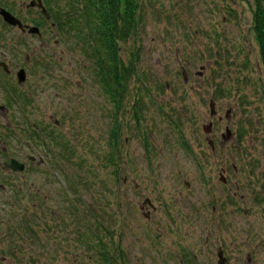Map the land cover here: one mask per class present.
Instances as JSON below:
<instances>
[{
  "label": "rangeland",
  "instance_id": "1",
  "mask_svg": "<svg viewBox=\"0 0 264 264\" xmlns=\"http://www.w3.org/2000/svg\"><path fill=\"white\" fill-rule=\"evenodd\" d=\"M30 1L0 0L24 23L43 24L41 38L7 28L5 53L13 64L28 67L23 83L32 99L22 103L28 115L22 124L24 158L18 157L26 172L15 180L0 179V209L9 205L0 212V264H18L8 254L7 233L23 224L24 213L34 217L36 239L45 249L25 242L35 250H24L23 264H101L83 239L84 227L93 226L89 207L123 250V264H180L182 252L201 254L202 264H216V240L232 239L245 227V216L257 219L264 239V219L258 216L264 214V201L256 203L253 193L264 197V64L253 32L254 0H141L138 41L123 44L122 56L140 51L136 71L152 93L137 95L139 134L129 114L133 101L123 108L116 143L110 141L112 110L91 72L89 48L73 32L60 34L42 17L39 21L36 9H26ZM132 79L131 87H137ZM210 102L217 115H211ZM16 111L12 121L18 120ZM211 122L213 132L203 131ZM27 123L48 124L60 144L51 147L26 133ZM227 130L231 137L225 142L221 135ZM142 133L148 134L151 151L144 150ZM28 156L44 163L37 166ZM224 164L234 205L228 187L219 183ZM73 176L86 188L70 190ZM202 176L210 177L214 187ZM145 199L155 211L141 208ZM187 211L189 220L182 215ZM220 218H231L234 229L218 232L212 219ZM256 258L264 264V253Z\"/></svg>",
  "mask_w": 264,
  "mask_h": 264
},
{
  "label": "flooded vegetation",
  "instance_id": "2",
  "mask_svg": "<svg viewBox=\"0 0 264 264\" xmlns=\"http://www.w3.org/2000/svg\"><path fill=\"white\" fill-rule=\"evenodd\" d=\"M32 1L36 0H31L29 4ZM43 6L46 9V15L42 13V10L37 6H30L29 4L26 6V9H36L38 11L39 15V21L41 20V17L43 18L44 22H50V28L54 29L56 32V25L52 21L51 15L49 14L47 10V6L44 0H40ZM0 8L5 9L7 12H9L12 16H14L16 19H18L21 24L22 28H19L18 26H12L6 23L2 16L0 15V100H6L7 102H4L0 104V179H10L15 180L19 176H23L26 172V164L24 161H21L20 158H24V143H25V117L27 114L26 108L22 104L23 102L29 103L31 101V96L25 94V83L27 81V76H28V67L26 64H13L11 60L8 59L5 50L9 48V39H8V29H16L20 32V35L22 36H37L40 37L38 34H32L29 33L28 27H37L39 31L43 29V24L37 21H31L30 24L24 23L22 19L19 17L15 16L12 12H10V9L7 7L3 6L0 4ZM59 33V32H58ZM54 45H58V41H54ZM41 47L42 44H39ZM27 61V58H26ZM20 71H24L25 73V83L24 81H20L18 74ZM146 79L143 77H136L135 81L137 82V87L129 86V94L126 95L125 99L123 100L122 105L118 106L116 101L118 98H112L111 94L109 93V90H107V87L105 86L104 82H101L100 85L102 86V93L104 96V100L106 101V104L110 107L112 110L110 112V116L112 119V129L111 133L119 131L120 128V123H119V118L123 111V108L127 105L129 100L131 99L133 103L131 104V110H129V114L131 111V117L134 120V133L139 134L141 132L139 125L137 124L136 121L137 116L140 115L142 116V108L138 107V97L137 95H141V93H145L146 95H149L152 93L151 87L146 83ZM133 82V79L131 80ZM17 82V83H16ZM132 90L134 91V94L132 93ZM117 97H119V94H116ZM120 107L119 111L116 112V108ZM17 109L18 113V120L17 121H12V114L14 113V109ZM13 112V113H12ZM117 113V114H116ZM217 115V111L216 114ZM228 116V114H227ZM219 121L221 120V117H218ZM127 122V121H126ZM58 122L55 121L54 124L57 126ZM139 123V122H138ZM212 124L210 128V133H212L213 129V124L214 123H209ZM42 125L34 124V127L38 129L39 134L35 135L36 138L41 139V137L44 138V141L50 143V139L53 138L54 133L53 128L49 127V125H45L44 127H40ZM53 135V136H52ZM212 135V134H211ZM59 135L55 136L58 137ZM224 135H221L222 139ZM242 136V134L238 135V138ZM142 143H143V148L146 151H151V147H149L150 144V139L148 134L144 136V133H142ZM231 137V135H230ZM229 137V138H230ZM228 138V139H229ZM227 139V140H228ZM227 140H223L225 142H228ZM213 150L215 149V144L212 140H209ZM51 144V143H50ZM17 145V146H16ZM181 145L186 148L190 149L189 146L185 143L182 142ZM18 147V148H15ZM53 147V146H52ZM15 149L17 150V154H15ZM19 150V151H18ZM56 154V153H55ZM19 155V157H18ZM21 155V156H20ZM56 157L58 158L57 154ZM33 158V159H30ZM16 160L22 164H24V171L21 172H16L8 167L9 163L11 160ZM226 159V158H224ZM28 160L31 163H35L37 166H41L44 162L42 158L36 159L32 156H28ZM41 160V163L38 164V162ZM193 160L196 162V164H199L198 161V155L193 154ZM227 164H224V167L221 168L219 171V183L224 187L227 188L229 186L228 184V177H227ZM234 169H236L235 166H233ZM117 170H119V166L117 167ZM237 170V169H236ZM253 175V173H252ZM253 177V176H251ZM202 180L214 187L213 180H211L210 177H205L202 176ZM125 181V179H124ZM188 186L189 184L186 183ZM211 186L208 188L210 189ZM135 190H138L139 186L135 184ZM226 195L228 198V201L230 202L229 204H235V194H230L231 187L226 189ZM262 192H264L262 190ZM256 196L255 198L257 199L256 203L259 205H262V202L264 201V197L259 195H262L258 192H253ZM8 204L3 205L5 209L8 211ZM239 206H237L236 209H238ZM88 213L89 216H92L94 218L93 220V226L86 225L84 227V233L87 234L83 239L87 238L88 244L91 246H88L89 250H94L97 257L101 258V264H123L124 263V253L123 250H121L120 246L115 244V241H113V235L112 233L107 229V227L104 225L103 220H101V217L96 214L95 209L91 210ZM142 209L149 208L151 211H155L156 207L154 204L151 202L150 199H145L143 206L141 207ZM145 212V216L149 217L150 211ZM196 210V209H195ZM194 210V212H195ZM212 210H215V207H212ZM249 211L250 209L247 207L245 209ZM7 211H2L1 213H5ZM190 212H185L183 215V218L186 220H189L190 215H187ZM196 213L198 214V210H196ZM2 215H0L1 217ZM261 220L264 219V214L263 215H258ZM196 217V215L194 216ZM198 217V215H197ZM98 218V220L96 219ZM232 218V217H231ZM231 218H220V219H212L214 226L217 228L216 230L218 232H221L222 230H227L231 231L234 229L231 223ZM100 219V220H99ZM256 220L252 218V216H245V223H244V228L242 227L238 231H234L236 233L235 235H232V239H229V237H221L220 240H216L218 242L217 246V251H216V258L218 259L216 264H258L259 260L256 258V256L259 253H264V239L261 237V230L256 229ZM243 232V233H242ZM93 235H98L97 238H94ZM90 240L92 242H90ZM208 240H206L207 242ZM92 243V244H91ZM93 244H96V248H98V251L95 249ZM180 249V248H179ZM88 250V251H89ZM185 250V249H183ZM183 250H179L180 253ZM201 254H191L188 252L186 254L185 252L181 253L180 257V264H202L201 259H200Z\"/></svg>",
  "mask_w": 264,
  "mask_h": 264
},
{
  "label": "trees",
  "instance_id": "3",
  "mask_svg": "<svg viewBox=\"0 0 264 264\" xmlns=\"http://www.w3.org/2000/svg\"><path fill=\"white\" fill-rule=\"evenodd\" d=\"M140 2L141 0H46L47 10L56 25V30L60 34L73 32L80 45H87L93 61L91 72L100 79L99 82H104L112 98H118L116 101L118 106L122 105L126 95L129 94L132 78L139 77L136 65L140 51L131 49L128 51V58H123L122 45L133 38L136 42L138 41L142 6ZM254 10L253 32L264 64V0H254ZM116 94H119V97ZM120 107L115 106L116 112ZM31 127L34 128V126ZM117 136V132L110 133V141L116 143ZM50 143L51 146L60 144L57 142V137L50 139ZM60 156L66 159L62 154ZM117 158L120 159V152L117 154ZM117 158L116 160H118ZM111 161L118 167L113 157H110ZM69 178L71 180V183H68L70 190L75 191L83 186L86 188V183L77 181L78 177ZM77 195L79 194L77 193ZM7 206L9 208V205ZM3 208L0 209V212L5 211V207ZM29 216L31 215L24 213L22 216L24 219L21 218L23 224L15 228V231L12 232L10 229L7 233L10 241L8 254L14 259L16 258L18 264H23L21 259L24 250L27 249L29 253L28 248L30 247H25L27 245L25 242H30V246H35L37 243L39 247L45 249L44 245L37 241L38 238L36 239L37 234L32 226L34 221L31 220L34 217ZM96 219L98 220V218ZM0 223H4V217H0ZM62 225L64 224L62 223ZM93 236L94 238L98 237V235ZM90 242L92 241L90 240ZM93 246L95 247L96 244ZM95 249L98 251V248L95 247ZM33 262L36 261L32 259Z\"/></svg>",
  "mask_w": 264,
  "mask_h": 264
},
{
  "label": "water",
  "instance_id": "4",
  "mask_svg": "<svg viewBox=\"0 0 264 264\" xmlns=\"http://www.w3.org/2000/svg\"><path fill=\"white\" fill-rule=\"evenodd\" d=\"M30 6H34L37 5L41 10L42 13H44L45 15L46 13V9L43 6V4L41 3L40 0H36V1H32L30 4ZM0 15L2 16L3 20L8 23L9 25L12 26H18L19 28H22V24L21 22L16 19L14 16H12L9 12H7L5 9L0 8ZM29 33L32 34H39V29L37 27H28ZM20 81H24L25 79V73L24 71H20V73L18 74ZM210 109H211V115H215L216 111L214 109V103L210 102ZM212 124H208L206 126L203 127V131L209 133L210 128H211ZM231 132L229 130H227V134L226 136H223L224 140H227L230 137ZM33 159V158H30ZM41 163V160L38 162V164ZM8 167L16 172H21L24 171V164L16 161V160H11Z\"/></svg>",
  "mask_w": 264,
  "mask_h": 264
}]
</instances>
